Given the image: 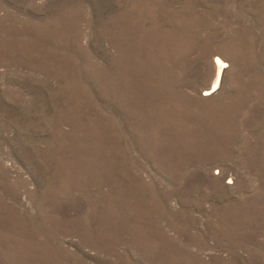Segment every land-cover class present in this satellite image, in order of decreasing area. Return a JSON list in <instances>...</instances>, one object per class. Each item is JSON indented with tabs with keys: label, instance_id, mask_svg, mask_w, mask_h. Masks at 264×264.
<instances>
[{
	"label": "rangeland",
	"instance_id": "rangeland-1",
	"mask_svg": "<svg viewBox=\"0 0 264 264\" xmlns=\"http://www.w3.org/2000/svg\"><path fill=\"white\" fill-rule=\"evenodd\" d=\"M0 264H264V0H0Z\"/></svg>",
	"mask_w": 264,
	"mask_h": 264
},
{
	"label": "bare ground",
	"instance_id": "bare-ground-1",
	"mask_svg": "<svg viewBox=\"0 0 264 264\" xmlns=\"http://www.w3.org/2000/svg\"><path fill=\"white\" fill-rule=\"evenodd\" d=\"M217 65H218V74H217V78H216V81H215V86L218 85L219 80H220L221 75H222V72H223V70L225 68V63L221 59L217 60ZM215 86L213 88H215Z\"/></svg>",
	"mask_w": 264,
	"mask_h": 264
}]
</instances>
